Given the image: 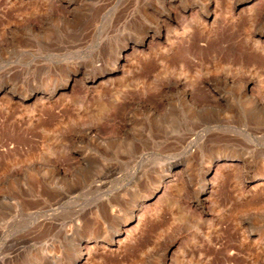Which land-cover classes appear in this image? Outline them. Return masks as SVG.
<instances>
[{"label": "rangeland", "instance_id": "1", "mask_svg": "<svg viewBox=\"0 0 264 264\" xmlns=\"http://www.w3.org/2000/svg\"><path fill=\"white\" fill-rule=\"evenodd\" d=\"M253 1L216 0L203 26L195 8L185 16L203 0H0V85L45 93L0 90V264H73L87 245L76 264H264V0ZM121 41L136 46L109 72ZM82 68L97 76L89 88H60L63 70ZM206 83L219 100L182 97Z\"/></svg>", "mask_w": 264, "mask_h": 264}, {"label": "bare ground", "instance_id": "2", "mask_svg": "<svg viewBox=\"0 0 264 264\" xmlns=\"http://www.w3.org/2000/svg\"><path fill=\"white\" fill-rule=\"evenodd\" d=\"M51 1V0H50ZM241 1V3H248V2H252L253 0H240ZM167 2H169V1H167ZM50 3V2H49ZM52 3V2H51ZM252 3H254V1L252 2ZM71 4L72 3H70V2H68V3H66V5H63V4H61L60 5V8H61V10H60V13L61 14H63V16H69V14H71L70 12H71V10H73L74 9V5L73 6H71ZM168 4V3H167ZM172 4V3H171ZM213 4H214V6H216V4H217V2H216V0H203V2L202 3H191V4H188V5H186L185 6V16L186 17H188L186 14H187V12L188 11H190V10H192V9H196L195 10V12H194V17H192L191 18V21H194V23H196L197 25H203V26H205V24L207 23V20L208 19H210V17L212 16V14L214 13V6H213ZM255 6H256V4H255ZM262 7V6H261ZM173 8V7H172ZM171 8V9H172ZM56 9V8H55ZM166 10V9H165ZM173 11V10H172ZM73 12V11H72ZM170 12V11H169ZM168 12V13H169ZM174 12V11H173ZM172 12V13H173ZM262 14L264 15V4H263V7H262ZM174 14V13H173ZM56 15V14H55ZM191 15V14H190ZM171 16V15H170ZM175 16V15H174ZM174 16H173V18H174ZM262 17V16H261ZM167 18V17H166ZM59 19V18H58ZM169 19V18H168ZM165 21V20H164ZM251 21H253V19H251ZM22 24V23H21ZM170 25V24H169ZM195 25V24H194ZM39 27V26H38ZM154 27V26H153ZM167 27H169V26H167ZM171 27V26H170ZM169 27V28H170ZM27 28V31H31V32H33V28H34V25L33 24H30L29 25V27L27 26L26 27ZM150 28V27H149ZM153 30L155 29V28H152ZM159 30L155 33L156 34V39L157 40H159V37L160 38H164L166 41L167 40H169V38H168V33H167V29H165L163 26H160L159 28H158ZM8 30V29H7ZM6 30V31H7ZM21 30V29H20ZM24 30V29H23ZM26 30V29H25ZM135 30V29H134ZM142 30H144V28L142 29ZM156 30V29H155ZM256 30V29H255ZM11 32H13V31H17L16 30V28L14 29V28H12L11 30H10ZM9 31V32H10ZM22 31V30H21ZM39 31V30H38ZM145 31V30H144ZM30 32V33H31ZM36 32V31H35ZM140 31H138L137 33H139ZM155 32V31H154ZM29 33V32H28ZM38 33V32H37ZM142 33V32H141ZM263 33V32H262ZM140 34V33H139ZM151 34H153L152 32H151ZM143 35V34H142ZM199 36V35H198ZM255 37V36H254ZM138 39V38H137ZM136 39V40H137ZM150 39V38H149ZM148 39V40H149ZM139 41V43H146V38H140V39H138ZM256 41V40H255ZM122 42V41H121ZM147 42H149V41H147ZM123 43V42H122ZM129 43V42H128ZM135 42H133L131 45H127V47H125V44L123 43V45L121 44L120 45V43H119V46H118V48L117 49H115V51L113 52V54L111 55V58H110V60H109V64H110V71L109 72H112L113 70H116V69H118V68H121V67H123L122 65V61L124 60L123 58H124V52H123V50L125 49V48H130L131 50L133 49V47H134V44ZM257 44H258V41H257ZM260 45V44H259ZM113 46V45H112ZM136 46V45H135ZM108 47V46H107ZM115 48V47H114ZM106 49V48H105ZM136 49H140V48H136ZM129 51V50H128ZM133 51V50H132ZM107 52V51H106ZM123 52V53H122ZM110 53V52H109ZM127 53V52H126ZM134 53H135V51H134ZM128 55V54H127ZM96 58V57H95ZM42 60V59H41ZM96 60V59H95ZM53 61V60H52ZM59 61V60H58ZM98 62H99V60H98ZM123 63H125V61L123 62ZM73 64H75V63H73ZM107 64V63H106ZM42 65V64H41ZM70 65V64H69ZM76 65V64H75ZM79 65V64H78ZM93 66V65H92ZM97 66V65H96ZM67 67V66H66ZM69 67V66H68ZM71 68V67H70ZM104 69H106V68H104ZM108 70V69H107ZM61 71V70H60ZM102 71V70H101ZM63 72V74H64V77H63V79H62V81H61V83H59V85H60V88L61 89H64V88H66V87H71L72 85H75V84H78V85H80L81 87H84V88H89V86H90V84H92L95 80H96V77L97 76H94V74H87V73H90V72H87V70L86 69H84V68H82V70H79V69H65V70H63L62 71ZM93 73V72H92ZM98 74H108V72L106 73H104L103 71H102V73H98ZM112 77V76H111ZM225 79H229L228 77H225ZM60 80V79H59ZM58 80V81H59ZM101 80V79H100ZM51 82V81H50ZM2 84V83H1ZM35 84V83H34ZM34 84L32 85V84H25V85H23L22 87H20V88H17V89H12L10 86L9 87H7V86H4V85H0V90H3V93H4V95L6 94H8V95H10V93L11 94H13L14 96H17L18 97V100L19 101H24V100H28L29 98H32V97H35V96H38V97H45V93H44V89L43 90H41L40 88L38 89L37 88V86H34ZM95 84V83H94ZM7 85V84H6ZM9 85V84H8ZM209 85H210V83H206L205 84V86H204V84L203 85H201V86H196L195 88H193L192 90H184V92H183V95L184 96H182V97H186V99H193L194 98V96H196V97H198V95H200L198 98L199 99H201V101H203V103L205 102V101H210V100H219V98H216L215 99V97H212V93H210V90H211V88H209ZM13 87V86H12ZM15 87V86H14ZM168 87V86H167ZM91 89V88H90ZM55 90V86H54V88L51 90V91H54ZM169 90H170V88H169ZM171 90H172V88H171ZM170 90V91H171ZM246 91H247V85L246 84H243L242 85V92L246 95ZM61 92V91H60ZM53 94V93H52ZM5 95V96H6ZM62 95V94H61ZM249 95V94H248ZM47 96V95H46ZM249 96H251V97H253L254 99H255V97L253 96V95H249ZM161 97H162V95H161ZM221 98V97H220ZM137 99V98H136ZM185 99V100H186ZM139 100V99H138ZM193 101V100H192ZM185 102V101H184ZM187 102V101H186ZM194 102V101H193ZM26 103V102H25ZM197 103V102H196ZM209 103V102H208ZM136 104V103H135ZM186 104V103H185ZM187 104H189V102L187 103ZM199 104V103H198ZM137 105V104H136ZM200 106H201V104H200ZM194 108V107H193ZM201 108H203V106L201 107ZM138 109V108H137ZM184 109V108H183ZM199 109V108H198ZM204 109V108H203ZM207 109V108H206ZM200 111V110H199ZM150 112V111H149ZM230 112V111H229ZM116 113V112H115ZM117 127V126H116ZM111 130V129H110ZM92 131H93V129H89V131H87V133L89 134V135H91V136H93V134H91L92 133ZM98 131H100V130H98ZM118 132V131H117ZM95 134V133H94ZM93 137H95V136H93ZM167 150V149H166ZM229 152V151H228ZM222 153V152H221ZM211 155H213V154H211ZM217 155V154H216ZM223 155V154H222ZM221 155V157L223 158L224 156L225 157H228L227 156V154H224V156H222ZM218 156V155H217ZM86 158V157H85ZM217 158V157H216ZM64 159V158H63ZM79 160V159H78ZM62 161H64L65 162V164L68 166V167H72L73 166V164H74V161L72 160V158L71 157H66L64 160H62ZM211 161H212V159H210V158H207V166H206V170H204V172H202V174H201V177H200V179H199V181L201 182V187L199 188V189H197V188H195V189H197V191L194 193L195 195H196V198L199 200V197H201L205 192H207V190H208V187H209V185L206 183L207 182V180H206V177H205V175L208 173V171H210L209 169L211 168ZM53 162V161H52ZM109 164V163H108ZM186 164V163H185ZM196 164V163H195ZM51 165V167H52V169H53V171H61L62 170V168H63V163L61 162V161H57V162H53V164L51 163L50 164ZM107 165V164H106ZM121 166V165H120ZM123 166V165H122ZM74 167H75V165H74ZM67 168V167H66ZM186 168V167H185ZM190 168V167H189ZM107 169V171H108V173L112 170V167H107L106 168ZM197 169V168H196ZM195 169V170H196ZM64 170V169H63ZM62 170V171H63ZM157 170V169H156ZM191 170V169H190ZM259 170V169H258ZM263 171L262 172H260V176H263L264 175V168L262 169ZM186 171H188V170H186ZM199 171V170H198ZM260 171V170H259ZM52 172V171H51ZM67 172V171H66ZM185 172V171H184ZM64 173V172H63ZM187 173V172H186ZM56 174V173H55ZM196 174V173H195ZM173 175V171H172V169H169L168 170V172H167V174H166V176L165 177H168V176H172ZM190 175H191V173H190ZM107 176V175H106ZM172 178V177H171ZM196 178V177H195ZM211 180V179H210ZM164 183V180H159L158 182H157V184L155 185V187H154V191H158L159 189H160V187H162V184ZM188 185V184H187ZM166 187V186H165ZM191 187V186H190ZM193 187V186H192ZM194 189V190H195ZM214 190V189H213ZM152 191V190H151ZM210 191V190H209ZM207 198V197H206ZM200 203V204H199ZM199 203H195L194 205L196 206V207H198V208H201V210L203 211V212H206L205 210H204V207H203V202L201 203L200 201H199ZM114 208V207H113ZM113 211V210H112ZM132 212L134 211V210H131ZM115 212V211H114ZM117 215V214H116ZM121 215V214H120ZM120 215H119V217H120ZM116 217H118V215L116 216ZM110 218V217H109ZM119 220V219H118ZM112 222V221H111ZM123 223V222H122ZM125 223V222H124ZM114 224H116V223H114ZM104 231V230H103ZM114 233H115V235L118 233V229L117 228H115L114 229ZM111 234V233H110ZM120 234V233H119ZM98 236H100V235H98ZM111 236V235H110ZM104 238H105V236H103ZM102 238V237H101ZM100 239V238H99ZM106 239L108 240V238H107V236H106ZM110 240V239H109ZM87 241V240H86ZM89 241V240H88ZM97 241V240H96ZM96 241H94V243H96ZM111 241V240H110ZM112 242V241H111ZM80 244V243H79ZM80 247H81V245H80ZM86 248V250H85V253L86 254H88L89 252H91L90 250H91V245H87V246H85ZM85 253H82V250L80 249V248H77V254H76V257H75V260L73 261V264H76V262L75 261H81L82 259H84L85 257H84V255H85ZM169 257V256H168Z\"/></svg>", "mask_w": 264, "mask_h": 264}]
</instances>
